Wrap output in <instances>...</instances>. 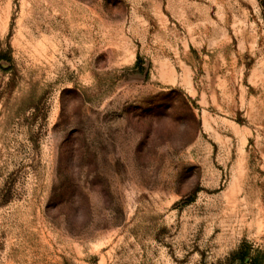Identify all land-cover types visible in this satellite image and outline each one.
Returning a JSON list of instances; mask_svg holds the SVG:
<instances>
[{
	"label": "rangeland",
	"instance_id": "374dc122",
	"mask_svg": "<svg viewBox=\"0 0 264 264\" xmlns=\"http://www.w3.org/2000/svg\"><path fill=\"white\" fill-rule=\"evenodd\" d=\"M0 264H264V0H0Z\"/></svg>",
	"mask_w": 264,
	"mask_h": 264
}]
</instances>
